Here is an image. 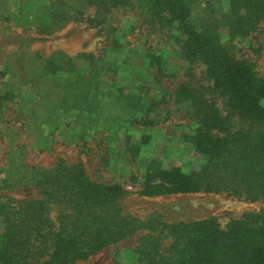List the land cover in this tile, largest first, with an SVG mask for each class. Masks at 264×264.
Wrapping results in <instances>:
<instances>
[{
    "label": "trees",
    "instance_id": "16d2710c",
    "mask_svg": "<svg viewBox=\"0 0 264 264\" xmlns=\"http://www.w3.org/2000/svg\"><path fill=\"white\" fill-rule=\"evenodd\" d=\"M204 1L198 7L197 0H59L58 12L47 14L48 25L34 24L36 35L80 20L87 8L94 9L90 26L106 32L96 53L73 57L62 50L47 56L36 52L32 35L6 41L11 19L0 0V34L7 42L0 44V52L13 49L5 63L10 83L27 84L36 93V100L18 106L23 124L34 130L37 121L50 129L69 116L80 133L86 127L123 130L127 162L138 166L149 137L142 135L136 145L129 132L154 128L157 111L167 101L158 93L146 97V86L125 91L117 84L118 71L128 61L119 59L123 43L111 17L130 9L150 35L172 40L177 57L187 64L189 81L179 83L170 96L194 124L182 139L204 160L197 170H185L144 159L142 180L134 169L128 188L91 179L79 162L58 159L40 167L24 163L20 151L8 150L0 166V264H78L127 240H134L136 264H264V75L254 62L238 58L234 46L263 30L264 0H224L225 6L220 0ZM152 49L146 46L151 73L143 83L158 84L171 75L164 51ZM76 59L86 67L77 68ZM196 69L207 85L193 84ZM10 97L6 92L0 98L1 109ZM24 188L31 191L17 195ZM195 194H224L263 207L220 227L212 218L174 221L132 200L135 195Z\"/></svg>",
    "mask_w": 264,
    "mask_h": 264
},
{
    "label": "rangeland",
    "instance_id": "374dc122",
    "mask_svg": "<svg viewBox=\"0 0 264 264\" xmlns=\"http://www.w3.org/2000/svg\"><path fill=\"white\" fill-rule=\"evenodd\" d=\"M57 1L59 0H5L6 12L11 19L8 26L11 29L6 34L9 39L6 41L19 34L32 35L36 39L32 49L45 56L56 50H62L73 57L80 53H96L106 32L101 26H90L88 18L94 13L91 8L83 9L84 15L80 20L69 22L49 35L35 34V23L48 25V12H58ZM220 1L222 6L226 5L224 0ZM197 3L198 7H203L205 1L197 0ZM111 22L117 28L123 43L119 59L123 61L127 58L128 61V65L122 64L118 71L117 84L123 86L125 91L136 89L139 85L146 86V97L150 99L158 93L159 97H164L167 101L157 111L158 124L154 128L129 132L132 143L136 145L140 144L142 135L149 137L148 143L141 146L142 158L138 160V166L127 162L123 130L114 133L94 128L90 130L86 127L85 131L80 133L69 116L59 119L58 124L50 129L40 127L37 121L34 130L28 124H23L17 116L18 106L20 103L27 104L36 100V93L27 84L20 86L17 82L10 83L12 74L5 63L6 56L13 50L12 46L0 52V98L6 92L11 94L10 99L4 102L5 105L9 104L8 107L0 108V166L6 163L4 157L8 150L20 151L23 153L22 161L26 164L51 167L58 159L68 163L79 162L83 164L91 179L99 182L113 180L130 188L128 183L134 169L138 172L139 182L142 180L140 164L144 159L155 160L166 169L180 167L185 170H197L202 165L203 157L182 139L183 135L193 132L194 124L186 118L184 108L175 105L170 96L179 83L190 79L187 76V64L176 55L174 42H163L157 38L158 35H150L149 28L142 22V18L130 9L115 12ZM1 38L0 44L7 43L5 36L3 38L0 34ZM146 46L154 51H164L168 58L165 70L171 75L170 78L158 84L150 81L143 83L146 75L151 73V68L147 67L144 59L148 51ZM234 46L238 58L254 62L256 71L264 75V28L251 38L236 40ZM107 59L114 60V56L107 54ZM74 63L77 68L86 67L81 60L76 59ZM131 68L137 70V73H130ZM193 73L194 85H207L199 69ZM219 105L222 108V104ZM79 135H83V139H80ZM135 188L133 187L134 191ZM30 191L31 189L24 188L17 195H26ZM132 200L133 203L149 209L158 208L174 221L212 218L220 227L247 212H258L263 207L260 203L229 198L224 194L173 195L158 198L135 195ZM134 246V240H127L116 248L105 249L78 264H136L132 252Z\"/></svg>",
    "mask_w": 264,
    "mask_h": 264
}]
</instances>
